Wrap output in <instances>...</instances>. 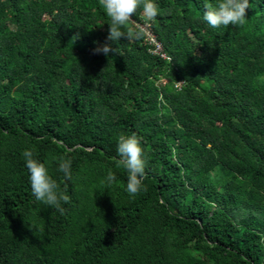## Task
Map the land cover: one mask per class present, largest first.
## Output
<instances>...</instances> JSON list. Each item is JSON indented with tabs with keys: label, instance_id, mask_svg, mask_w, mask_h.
Masks as SVG:
<instances>
[{
	"label": "trees",
	"instance_id": "trees-1",
	"mask_svg": "<svg viewBox=\"0 0 264 264\" xmlns=\"http://www.w3.org/2000/svg\"><path fill=\"white\" fill-rule=\"evenodd\" d=\"M156 3L149 43L107 40L98 0H0V264H264V0L217 28L204 0ZM133 132L135 197L116 166ZM31 148L63 215L32 195Z\"/></svg>",
	"mask_w": 264,
	"mask_h": 264
},
{
	"label": "clouds",
	"instance_id": "clouds-1",
	"mask_svg": "<svg viewBox=\"0 0 264 264\" xmlns=\"http://www.w3.org/2000/svg\"><path fill=\"white\" fill-rule=\"evenodd\" d=\"M106 15L110 18L109 32L107 40L119 41L121 38L132 40L140 38L145 34V27L151 31L150 23L154 22L158 13L156 0H98ZM252 7L250 0H216L210 3L204 0L203 19L213 28L228 27L229 25L243 26L247 22V10ZM138 9H142L141 19L144 25H140L133 20ZM153 33V31H152ZM113 49L112 45L105 43L94 49L95 53L108 55ZM183 82V81H181ZM180 89V84H177ZM35 149H25L22 153L26 168L30 174V186L32 195L37 201L42 202L46 207L54 208L61 215L66 212L62 206L71 202V197L67 194V188H60L48 171L46 164L41 162L34 155ZM117 168L123 167L128 174L126 191L135 197L142 189L145 179V159L144 148L141 138L133 132L132 134H120L117 140ZM72 161L70 158H62L59 162L58 171L63 173L65 180L72 179ZM117 177L111 168L102 183L111 185Z\"/></svg>",
	"mask_w": 264,
	"mask_h": 264
},
{
	"label": "built area",
	"instance_id": "built-area-1",
	"mask_svg": "<svg viewBox=\"0 0 264 264\" xmlns=\"http://www.w3.org/2000/svg\"><path fill=\"white\" fill-rule=\"evenodd\" d=\"M146 40L149 41V43L150 42L153 43L155 41L154 35L148 26L145 27V41ZM158 48H159V43L157 45V49Z\"/></svg>",
	"mask_w": 264,
	"mask_h": 264
}]
</instances>
